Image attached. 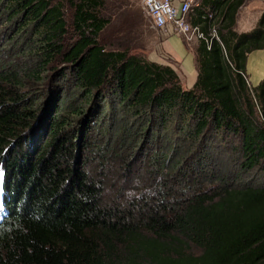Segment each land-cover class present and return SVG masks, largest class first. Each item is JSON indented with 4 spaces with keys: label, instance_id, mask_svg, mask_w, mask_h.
I'll return each mask as SVG.
<instances>
[{
    "label": "trees",
    "instance_id": "1",
    "mask_svg": "<svg viewBox=\"0 0 264 264\" xmlns=\"http://www.w3.org/2000/svg\"><path fill=\"white\" fill-rule=\"evenodd\" d=\"M245 2L202 0L191 15L205 38L197 81L186 89L172 65L132 52L137 29L150 20L129 0H0V27L16 28L11 41L33 42L22 60L0 65V171L10 212L0 223V264H264L263 183H244L234 172L209 186L185 187L190 181L182 177L160 185L151 166L142 171L145 186L122 192L128 205L111 204L107 159L97 174L80 170L70 147L76 135L65 138L66 123L56 120L63 111L58 98L42 114L41 102L23 91L26 78L43 81L42 73L61 61L77 88L106 102L81 118L87 127L103 109L114 116L116 107L121 117L149 116L163 130L174 127L204 156L214 141L227 144L244 174L264 173V79L252 87L246 74L248 55L264 48V11L252 30L238 32ZM54 110L55 123L46 120ZM144 147L132 166L144 161ZM192 164L178 175L193 178L210 163L200 157ZM153 190L163 200L149 201Z\"/></svg>",
    "mask_w": 264,
    "mask_h": 264
},
{
    "label": "rangeland",
    "instance_id": "2",
    "mask_svg": "<svg viewBox=\"0 0 264 264\" xmlns=\"http://www.w3.org/2000/svg\"><path fill=\"white\" fill-rule=\"evenodd\" d=\"M130 2L132 3L130 6L132 9H139L142 11V8L140 7V4H142L144 10L142 0H131ZM201 4L202 0L198 7H200ZM65 10L68 21L71 23L72 10L69 3L66 4ZM263 11L264 0H246L244 6L239 12V18H241L242 15L240 13L242 12V21L244 16L249 19L245 22L246 24L244 26L241 25L239 30L244 29L249 31L248 29L253 28L254 26L251 27V23L255 21L254 19L258 21ZM144 13L146 14L145 10ZM147 18H149L148 15ZM149 20V25L144 24L137 29L136 37L132 41V52L143 55L147 59L153 61L151 58H153L155 52L162 55L159 52V42H157L160 37L159 34H157V31L162 28L154 26L151 23V18H149ZM3 29L4 34L2 33ZM15 33V26L8 28H6V26L5 28L0 27V65L2 66H8L14 64L16 60H22L23 55L21 54L25 50L24 48L33 45L30 38H27L28 36L21 38L19 41H11L13 40ZM108 33L109 32L106 31L102 36L103 42L104 38L108 37ZM66 40L68 45L72 44L71 42L74 40V37H72V35H67ZM159 60L162 64L167 63L165 62L167 61L166 58L163 56ZM168 62L171 63L170 65L173 63L171 61ZM66 68L67 64L57 61L53 64V68L48 67L47 70L42 73L44 76L43 81L38 80L36 77L26 78L25 84L27 85L23 91L26 92V98L34 97L41 102L39 112L42 114L50 108L52 102L54 103V99L58 98L55 103L56 108L63 109V111L61 115L57 116L56 120L61 118L63 123H66L65 134H67L65 138L72 133H75L76 135L74 141H71L72 144H70V147H73L79 155L80 170H87L92 174H97L102 162L105 158L107 159L105 161L109 166V181L107 182L109 188L107 187V199H109L111 204H116L118 202L121 205H128L130 202L127 198L128 194H124V196L121 197L122 192L130 191L129 188H135L138 186L139 189V187L145 186L147 182L146 180H143L144 175L142 171L151 166L150 170L154 172L152 176L157 179L156 184L158 183L160 185L162 183L165 184L166 182L172 184L177 177H182L183 179L190 181V184L187 186L184 184H188L187 180L180 184L185 187L199 186L201 183L205 184V186H209L210 183L219 184L223 177H227L228 174L234 172L235 175L239 174L242 176L241 181L244 183L251 182L253 185L264 184V173H261L260 171L257 172L256 170H253L250 173L244 174V170L239 165L241 161L236 157L233 147H230L227 144L217 145L214 141L211 145L216 148L210 147L207 151V156H204V151L198 147L197 143L189 142L187 140L184 141L183 138L176 136V130L174 127L169 131H166L162 129V126H158V122L152 125L149 122V116H139L136 119L130 115L121 117L120 109L116 107L114 109L115 115L113 116L112 110L110 112V110L103 109V113H101L99 119L92 120V122L96 121V123H92V127H87V125H89L88 120L86 122L84 120V123H82L83 120L81 118L88 115L87 117L89 119L92 114L91 112H98L99 105L104 108L106 102H101L100 104L96 101L95 97L88 98L86 93H84V90L77 88L72 82V79L71 81L69 80L68 77L70 75L69 73H66L68 71ZM60 70H63L64 74H67L66 77L63 76L64 80L61 79L63 72L61 74L59 73L60 75L57 74ZM247 78L252 86L248 74ZM53 81L59 84V86H56ZM68 106L70 107L66 109ZM56 113V110H54L52 116L48 119L46 118V120L55 123L56 120L52 119H54ZM109 113L112 116H110ZM90 127L91 129L88 130ZM84 131L88 134L86 133L83 137ZM48 135L49 134H47L46 139H44V142H46ZM217 142L220 143L219 141ZM144 144V151L141 154L144 161L142 164L138 163L137 165L132 166L136 161L138 151ZM227 148H229V150H225ZM200 157L209 160L210 164H207L205 169H202L198 173L196 172L193 178H191L190 173L178 175L177 171L187 167L190 168L191 165L193 167L192 161L196 159L200 160ZM211 176H215V178L210 179ZM105 182L106 180H104V183ZM197 182L199 184H197ZM156 184L153 186H156ZM191 189H188L189 193H187V190V196L190 194ZM154 190L150 193L151 199L149 201L157 200L158 197L159 201L163 200ZM167 190L172 193H178L183 189L178 188L177 186H168ZM138 197L139 194L137 195V198ZM175 199L177 200V198Z\"/></svg>",
    "mask_w": 264,
    "mask_h": 264
},
{
    "label": "crops",
    "instance_id": "3",
    "mask_svg": "<svg viewBox=\"0 0 264 264\" xmlns=\"http://www.w3.org/2000/svg\"><path fill=\"white\" fill-rule=\"evenodd\" d=\"M176 1L182 2L184 0H176ZM140 5L144 13L142 4ZM240 14L243 16L242 12ZM145 16L147 17L146 14ZM242 16L241 18H239L237 30L239 32H247V30L244 29L239 30V28H241V25L244 26L246 24L245 22H247V20L249 19V18H245L244 16L242 21ZM254 20L255 21L251 23V27L252 26L255 27L256 23L258 22L256 19ZM151 23L153 24L152 21ZM253 28L248 30L250 31ZM157 32H158L157 34H159L160 36L159 40L157 41L159 42V49H160L159 52L162 55L157 54V52H155L153 58L151 59L153 61L161 63L159 59L163 56L167 60V61L164 60L165 62H167V63L164 62L165 64H171L168 61L173 62L172 66L178 72L181 78V83L183 84L184 88L186 89L193 88L199 74L196 57H197V48L199 46L200 39L198 38L188 39L187 37L180 34L173 24H167L165 27L159 29ZM246 74L250 76L251 84L254 87L258 86L261 83V81L264 79V48L260 50H255L248 55Z\"/></svg>",
    "mask_w": 264,
    "mask_h": 264
},
{
    "label": "built area",
    "instance_id": "4",
    "mask_svg": "<svg viewBox=\"0 0 264 264\" xmlns=\"http://www.w3.org/2000/svg\"><path fill=\"white\" fill-rule=\"evenodd\" d=\"M144 10L151 18L154 26L163 28L167 24H173L178 32L188 39L205 38L199 25H194L191 15L199 6L201 0H142ZM213 36L217 37V30H213ZM210 45V41H208Z\"/></svg>",
    "mask_w": 264,
    "mask_h": 264
},
{
    "label": "clouds",
    "instance_id": "5",
    "mask_svg": "<svg viewBox=\"0 0 264 264\" xmlns=\"http://www.w3.org/2000/svg\"><path fill=\"white\" fill-rule=\"evenodd\" d=\"M6 182L2 172H0V215L4 218L0 219V223L5 221V219L10 215L9 209L7 207V191ZM4 214V215H3Z\"/></svg>",
    "mask_w": 264,
    "mask_h": 264
}]
</instances>
